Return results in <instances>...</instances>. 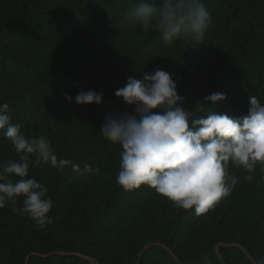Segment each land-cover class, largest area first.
<instances>
[{"label": "trees", "instance_id": "1", "mask_svg": "<svg viewBox=\"0 0 264 264\" xmlns=\"http://www.w3.org/2000/svg\"><path fill=\"white\" fill-rule=\"evenodd\" d=\"M12 2L26 16L10 15L0 20V37L6 42L0 44V82H18L16 90L11 93L8 89H1L4 95L0 93V104H9L11 123L20 125L21 130L31 131L65 117L68 119V107L76 103L75 97L81 91L95 90L104 93L103 104L81 106L76 103L73 117L87 123L93 133L99 134L105 117L124 104L122 98L115 95L117 80L126 83L130 76L142 80L143 73H152L157 68L172 77L179 75L192 57L218 47L221 29L228 28L233 22L237 29H241L240 36L233 33L228 37L229 50L213 69L208 90L192 93L186 97L184 106L195 111L200 104L204 112L198 111L197 115H206L211 109L240 117L248 113L250 96L257 95L264 103V2L204 0L213 23L206 43L196 47L186 42L166 46L157 32L146 33L138 27L121 29L119 21L132 0ZM9 27L12 29L7 31ZM254 47L258 49L257 54L252 51ZM109 67L114 70L122 68L124 76H117L115 82L110 81L106 76ZM217 92L225 94L226 99L216 103L204 102L205 96ZM66 96L72 97V100L69 101ZM69 138L70 135L67 136ZM4 139L0 132V143ZM104 142L107 145L108 140L104 139ZM74 146L68 150L78 152V146ZM69 151L66 159H72ZM102 154L101 164L93 167L100 169L98 175L103 177V183L90 207L84 205L85 194H75L79 200L74 205L68 206L66 211L59 209L58 201L65 187L62 186L74 171L71 168L64 171L54 168L50 172L46 187L53 202L52 223L39 228L28 218L39 228V232L34 233L37 246L25 254L22 250L28 235L27 223L10 206L3 208L4 216L0 218V229L4 232L0 235V263L96 264L89 258L77 256L76 252L92 256L90 237L97 233L102 222L120 217V203L128 201L129 195L137 192L125 191L116 183L119 162H115L117 160L112 151L108 149ZM251 184L259 190L264 186V177H254ZM69 186L72 188V183H68ZM161 205L162 212L167 211V198ZM170 208L168 216L163 215L159 219L166 237L161 241L152 237L142 240L129 254L127 264H203L201 252L208 254L210 264H257L264 259L262 250L248 252L234 245L236 239L233 233L229 238L222 235L220 228L228 222L227 212L216 221L211 219L208 225L196 227L190 232L193 219L198 217L194 210L178 209L173 205ZM78 210L83 219L81 235L66 236L57 243H49L55 229ZM260 221H264V216ZM190 233L197 240L196 253H185L176 241L178 237ZM251 233L254 241L255 225ZM98 261L99 264H110L101 258Z\"/></svg>", "mask_w": 264, "mask_h": 264}, {"label": "clouds", "instance_id": "2", "mask_svg": "<svg viewBox=\"0 0 264 264\" xmlns=\"http://www.w3.org/2000/svg\"><path fill=\"white\" fill-rule=\"evenodd\" d=\"M212 23L204 0H132L119 26L157 32L166 46L186 42L196 47L206 43ZM115 95L133 112L106 116L100 131L120 148L116 183L125 191L147 186L175 208L194 210L199 217L230 197L238 183L232 169H242L249 182L258 165L264 169V103L257 95L250 96L247 115L235 117L211 109L197 115L204 112L200 104L195 111L187 109L178 84L159 68L143 73L142 80L130 76ZM103 97L102 91H81L75 102L101 105ZM225 99L217 92L205 96L204 102ZM11 113L9 104H0V132L18 157L0 162V209L22 203L13 212L26 214L43 228L52 223L53 202L48 188L30 176V169L71 168L86 178L100 169L88 163L81 169L58 157L51 140L26 136L20 125L11 123ZM201 259L210 264L206 252H201ZM257 264H264V259Z\"/></svg>", "mask_w": 264, "mask_h": 264}, {"label": "rangeland", "instance_id": "3", "mask_svg": "<svg viewBox=\"0 0 264 264\" xmlns=\"http://www.w3.org/2000/svg\"><path fill=\"white\" fill-rule=\"evenodd\" d=\"M261 4L264 0H256ZM16 15L26 16L21 8L18 7L12 0H0V20L4 17ZM12 28H7V31ZM220 44L218 47L211 49L207 52H200L192 57V61L185 65L183 71L173 77L178 84V92L182 97H188L196 91L208 90L211 82V75L213 69L221 61L220 59L227 54L229 50L227 46L228 37L231 34L240 36V30L236 28L235 22L230 24L228 28L221 29ZM6 43L3 37H0V44ZM254 54L258 53L257 48H253ZM115 62V61H114ZM117 64V61L114 65ZM113 65V66H114ZM122 69V68H121ZM120 68L109 67V73L106 74L110 81L115 82L116 77L124 76V71ZM117 89L123 87L126 83L117 80L115 82ZM18 82L6 83L0 82V93L4 95L1 89H8L10 93L16 90L15 85ZM5 95H7L5 93ZM76 103H72L68 107L69 117H65L63 120L48 126H41L31 131L21 130L26 136L39 137L45 136L52 141L53 149L58 157L66 159L68 149H73L74 145L78 146V152L70 150L72 159L77 161L81 169L85 163L92 166L100 165L102 161V153L108 149L112 151V154L117 161H120V148L118 145L104 143L102 133H93L92 128L87 123H83L80 119L73 117V113L76 111ZM125 111L131 113L133 108L122 104L112 110L110 115L117 113H124ZM65 116V115H64ZM70 135L69 140L67 136ZM83 146L82 149L80 146ZM74 155V156H73ZM101 157V158H100ZM7 159H18L14 149L6 139L0 143V162ZM49 165H39L30 169V176L34 177L38 182L47 186V178L50 172L53 170ZM233 173L238 177V183L230 197L220 203L214 210L209 213L195 217L193 219V225L189 227V231L193 232L194 228L203 225H208L211 219L215 221L221 217L223 213H228V222L220 228V232L225 237H232L236 239L234 245H238L246 251H264V221H260L264 216V186L259 190L255 188L251 182L244 179L246 173L242 169H232ZM68 173V172H67ZM253 177L263 176L264 169L258 165L256 171L252 174ZM68 183H72V188ZM103 183V177L98 173L92 174L87 178L78 172H72L67 180L64 182L62 188L63 193L60 201H58L59 209L66 211L67 207L74 205L79 198L76 195H86L84 205L87 207L92 206L94 202L95 193L98 191L100 185ZM49 186V185H48ZM165 197L155 193L153 189L141 188L136 193L129 195L128 201L125 200L120 203L118 214L120 217L108 218L107 221L102 222L100 228L95 235H92L89 239L91 242L89 247L91 249L92 256L82 254L80 251L76 252L77 256L89 258L92 262L99 264L98 258H101L104 262L110 264H127L130 253L134 252V248L140 245L142 240H148L149 237L161 241L166 237V231L160 224V217L168 216L169 210L172 207V203L167 199V211L162 212V205ZM7 206L22 207V203L16 205L9 204ZM17 213V212H16ZM22 220L27 223L28 235L23 247L22 252L25 254L33 247L37 246V239L34 236L35 232H39V228L28 221L27 215H21L17 213ZM4 216L3 208L0 209V218ZM81 211L78 210L72 214L68 221L62 225H59L54 231V235L49 239V243H57L60 239L66 236H80L82 225ZM258 220L260 222H258ZM255 225L256 234L253 241L251 228ZM193 228V229H192ZM4 232L0 229V235ZM51 241V242H50ZM177 243L182 247L185 253L198 252V246H196L197 240L193 233H190L184 237H178ZM231 243V242H230ZM255 249V250H254ZM30 254L26 256V262ZM98 256V257H96ZM2 264V263H0Z\"/></svg>", "mask_w": 264, "mask_h": 264}]
</instances>
